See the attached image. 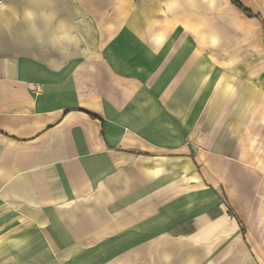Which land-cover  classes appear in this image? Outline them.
<instances>
[{
  "label": "crops",
  "instance_id": "0c3cea01",
  "mask_svg": "<svg viewBox=\"0 0 264 264\" xmlns=\"http://www.w3.org/2000/svg\"><path fill=\"white\" fill-rule=\"evenodd\" d=\"M0 264H264V0H0Z\"/></svg>",
  "mask_w": 264,
  "mask_h": 264
},
{
  "label": "trees",
  "instance_id": "16d2710c",
  "mask_svg": "<svg viewBox=\"0 0 264 264\" xmlns=\"http://www.w3.org/2000/svg\"><path fill=\"white\" fill-rule=\"evenodd\" d=\"M235 3H236V5H237L240 9H242V10H244L246 13L250 14V12H249L247 9H245V8H244L239 2L235 1Z\"/></svg>",
  "mask_w": 264,
  "mask_h": 264
}]
</instances>
